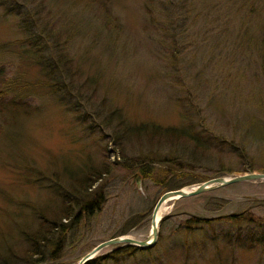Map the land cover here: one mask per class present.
Returning <instances> with one entry per match:
<instances>
[{
    "label": "rangeland",
    "instance_id": "obj_1",
    "mask_svg": "<svg viewBox=\"0 0 264 264\" xmlns=\"http://www.w3.org/2000/svg\"><path fill=\"white\" fill-rule=\"evenodd\" d=\"M0 73L2 256L30 248L19 231L37 211L72 208L46 258L76 264L109 239L146 240L164 192L264 170V0H0ZM116 115L202 143L131 136ZM89 174L81 197L102 206L71 221V180ZM160 209L150 248L108 246L92 264H264V180ZM191 217L210 221L188 230Z\"/></svg>",
    "mask_w": 264,
    "mask_h": 264
},
{
    "label": "trees",
    "instance_id": "obj_2",
    "mask_svg": "<svg viewBox=\"0 0 264 264\" xmlns=\"http://www.w3.org/2000/svg\"><path fill=\"white\" fill-rule=\"evenodd\" d=\"M78 1V0H77ZM89 1V0H87ZM2 74L0 73V76ZM1 79V78H0ZM59 78L56 76V81H58ZM5 85L4 83L0 85V98L4 94L2 88ZM5 103L0 100V111L1 108L3 109V106ZM113 112L110 113L109 119H112ZM117 116V115H116ZM116 127L120 128L121 131H126L131 136H137V135H143V136H164L166 138L170 137H177V138H185V136H188L190 141L201 145V141L198 139H195L191 136V132L186 130L185 132L180 131L179 129H176L174 127H162L161 125L152 123V122H142L138 123L136 125H125L123 124V119L117 117H114ZM187 139V138H185ZM188 140V139H187ZM254 169H247L243 173L246 172H253ZM258 173H264V170H258ZM140 173L143 174L142 171ZM105 174L102 173L100 175ZM92 175H83V176H77L74 179L71 180V185L76 189V202H75V213L73 215V218L71 221H81V218H89L93 216L102 206L103 200L100 194L94 193V195L90 199H83L81 196L89 190L91 187L94 186L96 181L100 180L99 177H91ZM85 188V189H84ZM72 209V208H71ZM71 209L66 210H57L50 208L46 212L43 211H37L35 214L37 216L38 225L34 232L27 233L25 231H19V236L22 238L24 242L30 245V248L22 254L23 256H17L14 252L8 251L3 256L0 255V264H16V261H12L10 254L14 256L16 260L23 259L24 264H50L49 259L46 258L48 256L49 251L52 248V246L56 243H53L56 239V229H63L64 225L61 224L62 220H70V216H72ZM227 221L234 222L237 219L238 220H244L242 216H229L226 218ZM210 220H201L196 217H191L184 221L185 228L188 230H193L194 228L199 227L200 224L208 223ZM121 247V250H129V251H142V249H137L132 246H119ZM51 250V251H53ZM94 261V258L90 261L85 262L84 264H92Z\"/></svg>",
    "mask_w": 264,
    "mask_h": 264
},
{
    "label": "water",
    "instance_id": "obj_3",
    "mask_svg": "<svg viewBox=\"0 0 264 264\" xmlns=\"http://www.w3.org/2000/svg\"><path fill=\"white\" fill-rule=\"evenodd\" d=\"M256 180H264V173H247L229 179L222 177L213 178L211 180L205 181L197 185L194 189L190 191H184V190L166 191L159 196L152 209L151 218H150V232L146 240L138 241L129 237H117V238L109 239L107 241L101 242L98 245H96L90 252L85 254L76 264H84L85 262L90 261L97 252L108 246L119 244L123 246H132L137 249L150 248L154 244L158 233V229L156 228L155 225V216L161 205L166 201L189 198L201 194L203 192L212 190L214 188L223 187L238 182L256 181Z\"/></svg>",
    "mask_w": 264,
    "mask_h": 264
},
{
    "label": "bare ground",
    "instance_id": "obj_4",
    "mask_svg": "<svg viewBox=\"0 0 264 264\" xmlns=\"http://www.w3.org/2000/svg\"><path fill=\"white\" fill-rule=\"evenodd\" d=\"M185 191V190H184ZM160 211H161V209L159 208V210H158V212H157V214H156V216H155V225H156V228H157V226H158V221H159V218H160ZM151 238V237H150Z\"/></svg>",
    "mask_w": 264,
    "mask_h": 264
}]
</instances>
